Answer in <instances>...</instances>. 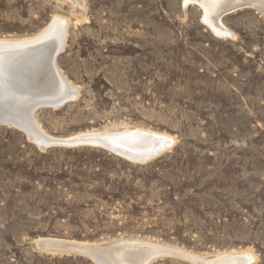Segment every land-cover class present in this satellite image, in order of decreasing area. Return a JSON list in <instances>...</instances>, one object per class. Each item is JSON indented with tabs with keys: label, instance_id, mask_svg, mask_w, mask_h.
Instances as JSON below:
<instances>
[{
	"label": "rangeland",
	"instance_id": "rangeland-1",
	"mask_svg": "<svg viewBox=\"0 0 264 264\" xmlns=\"http://www.w3.org/2000/svg\"><path fill=\"white\" fill-rule=\"evenodd\" d=\"M81 1L79 19L70 0H0V37L71 20L58 63L79 95L38 108L40 127L57 138L144 128L174 142L137 162L107 146L44 149L0 124V264H101L48 253L42 237L170 252L149 264H197L173 248L264 264V12L228 8L219 34L197 0ZM117 246L145 264L148 245Z\"/></svg>",
	"mask_w": 264,
	"mask_h": 264
},
{
	"label": "bare ground",
	"instance_id": "bare-ground-1",
	"mask_svg": "<svg viewBox=\"0 0 264 264\" xmlns=\"http://www.w3.org/2000/svg\"><path fill=\"white\" fill-rule=\"evenodd\" d=\"M70 1L75 5L76 16L82 18L85 11L84 2ZM197 1L206 8L204 19L219 34L228 33L221 23V14L240 2L252 3L264 12V0ZM54 17L56 19L38 34L26 37H0V124L23 129L41 148L52 142L75 143L83 140L104 144L139 161H145L169 148L174 142L170 135L144 128H127L111 132L88 131L68 138H57L50 136L40 127L35 116L38 108L58 107L79 95V87L65 75L58 63V56L66 46L71 20L59 14ZM37 242V246L48 253L84 252L101 264H129L126 261L127 253L119 252L115 248L119 244L101 247L50 237H42ZM173 250L197 264H250L255 256L250 251L251 253L236 255L223 254L214 260H208L175 248Z\"/></svg>",
	"mask_w": 264,
	"mask_h": 264
},
{
	"label": "water",
	"instance_id": "water-1",
	"mask_svg": "<svg viewBox=\"0 0 264 264\" xmlns=\"http://www.w3.org/2000/svg\"><path fill=\"white\" fill-rule=\"evenodd\" d=\"M245 5H253L252 3H248V2H246V3H238V4H236V5H234V6H232V7H230V8H239V7H243V6H245ZM237 6V7H236ZM255 6V5H254ZM255 7H257V6H255ZM234 8V9H235ZM257 8H259V7H257ZM260 9V8H259ZM228 10V9H227ZM1 123V122H0ZM11 127V126H10ZM13 127V126H12ZM17 129H19V128H17ZM19 130H21V131H23L22 129H19ZM24 132V131H23ZM27 135V134H26ZM83 144H90V145H97V146H104V147H106V145H104V144H101V143H98V142H88V141H83V140H81V141H78V142H75V143H67V142H65V143H60V142H52V143H50V144H48L44 149H46V148H49V147H51V146H54V145H69V146H79V145H83ZM107 149H109V150H111V151H113V152H115V153H117V154H120V155H122V156H124V157H126V158H129V159H131L130 157H129V155H127V154H125V153H122L121 151H119V150H115V149H112L111 147H109V146H107L106 147ZM158 154V153H157ZM156 154V155H157ZM156 155H153L152 157H150V158H153V157H155ZM150 158H147V160L148 159H150ZM131 160H133V159H131ZM146 160V161H147ZM133 161H137V162H145V161H139V160H133ZM122 244V243H132V244H141V245H148L146 248H144V249H140L143 253H148V256L146 257V259H145V256L147 255V254H144L143 256H142V258H141V263L142 262H145V264H149L152 260H154V259H156L157 257H160V256H163V255H166V254H170V252H167V251H165V252H163V251H161L160 249H162V248H164L163 247V245H158V244H155V243H151V242H144V241H132V242H129L128 240H121V241H117V242H113V243H110V244H93V246H101V247H108V246H112V245H115V244H120V243ZM41 249V248H40ZM43 250V249H42ZM138 250V249H137ZM59 253H63V252H59ZM86 254V253H85ZM154 256H153V255ZM94 259V258H93Z\"/></svg>",
	"mask_w": 264,
	"mask_h": 264
}]
</instances>
